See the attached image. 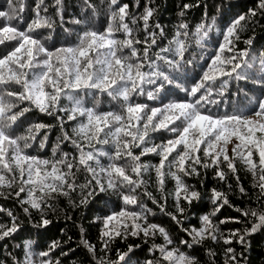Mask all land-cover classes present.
<instances>
[{"label":"snow or ice","instance_id":"6c2138e0","mask_svg":"<svg viewBox=\"0 0 264 264\" xmlns=\"http://www.w3.org/2000/svg\"><path fill=\"white\" fill-rule=\"evenodd\" d=\"M7 2L8 8L0 10V21H3L0 46L12 42L15 46L0 55V198L14 197L19 204L27 205L22 209L26 215H31L30 210L39 212L40 220L34 226L43 228L51 223L46 214L53 210V202L59 197H68L73 202L72 194L79 192V204L76 205L79 207L86 205L97 191L117 193L124 206L103 218L100 240L104 254L97 257V264H130V254L138 246L128 245L127 251L117 249L116 259L109 258L107 252L115 239L126 240L129 236L141 234L145 238L159 234L164 241L152 245L149 251L158 252L159 257L146 260L145 264H199L195 256L182 251L179 245L191 247L208 239H222L225 245H231L233 240L245 244L249 235L264 228V206L260 209L237 208L242 216L252 218V226L232 230L224 236L211 217L228 204V199L224 193L213 189L212 203L217 205L216 208L200 218L199 228L182 227L191 241L182 239L177 245L164 227L149 223L152 210L137 196L138 190L143 189L144 197L182 226L183 219L177 217V214L183 217L185 211L180 205L181 197L189 204L200 198L199 192L190 191L182 176H199L197 166L204 169L215 167L216 176L224 180L225 172L220 165L226 164L228 171L235 175L236 162L240 161L252 173L254 186L264 199V99H257L250 114L241 110L239 101L231 105V113L222 115L211 112L208 107L222 102L213 96L223 97L229 81L250 80L260 86L261 96H264V50L258 55L252 53L254 37L243 41L246 47L237 46L245 27L254 24L257 16L264 15V0H257L254 8L235 17L221 32L222 39L217 41L214 54L209 56L206 67L201 65L199 80L185 90L188 98L167 103H164L167 94L162 96L161 93H166V85L176 82L172 73L183 70L185 63L192 64L191 60L184 59L189 50V31L186 23H180L171 39H167L158 22L151 26L149 21L156 11L150 6L152 0H147L143 13L138 16L130 14L127 3L109 0L108 23L103 31L86 28L77 34L75 43L55 48L47 46L52 39L51 33H38L42 28L55 30L56 21L40 15L44 0H38L35 19L23 30L20 28L23 7H14V0ZM15 3H22V0H15ZM84 3L89 9L94 8L90 0H84ZM55 4L58 6L56 15L63 25V0H55ZM189 7L184 5L185 10ZM44 11H47L46 7ZM184 14L181 11L179 15ZM138 20L143 21V40L137 35L139 29L134 27ZM71 23L79 25L83 21L74 18ZM211 28L212 25L203 22L196 27L195 43L201 49ZM165 39L167 44L160 47L159 41ZM138 45L143 46L142 51ZM154 48L157 51L153 52ZM217 82L218 88L214 87ZM12 85L18 86L20 91L10 90ZM237 92H244V89L238 88ZM101 94L117 101L120 110L99 111L97 105ZM86 96L93 97V106H86ZM139 96H146L153 102L160 101L159 106L135 102L134 97ZM62 100H67L68 104L62 105ZM22 102H28L29 106L19 107ZM33 109L54 116L59 124L61 136L51 158L31 155L27 150L42 129L50 130L53 125L32 124L25 134H16L21 117ZM68 122H73L70 131L65 128ZM161 132L172 136L155 143L156 134ZM47 140L45 134L39 141L41 149ZM65 142L73 145L76 155L61 150V144ZM97 145H110V150ZM134 149H140L139 155ZM149 154L158 156L159 163H141V157ZM103 158L107 163L102 162ZM150 171L155 172L163 203L147 191L148 181L144 174ZM79 173L85 174L83 183L78 181ZM166 176L176 182L171 194L176 202V214L166 211L167 197L163 195ZM236 179L239 182V176ZM239 190L242 194L245 192L243 186ZM128 205H135L138 210H130ZM0 213H6L11 221L10 226L0 223L2 241L13 236L20 224L10 209L0 206ZM230 222L241 221L226 218L219 224ZM81 233L83 245L95 255V245L84 239L83 229ZM60 247V241L53 240L47 250L35 254L32 242L26 241L24 259L15 264H60L59 258L52 259L51 255ZM224 254V264H240L231 246L224 250ZM61 255L67 253L61 252ZM209 255L214 253L209 250Z\"/></svg>","mask_w":264,"mask_h":264},{"label":"trees","instance_id":"16d2710c","mask_svg":"<svg viewBox=\"0 0 264 264\" xmlns=\"http://www.w3.org/2000/svg\"><path fill=\"white\" fill-rule=\"evenodd\" d=\"M38 0H22V3H15L14 7H23V23L20 24L23 30L28 23L35 19V6ZM109 0H90L94 5L93 9H89L84 0H63L64 23L59 22V17L56 15L57 5L55 0H44L41 5L40 15L51 17L56 24L54 31L47 28L38 30L40 35H48L51 33L52 39L48 41L47 46L50 48L59 47L61 45H71L76 42L77 34L86 28H94L103 31L108 23V10L107 4ZM119 4L127 3L129 5V12L133 15H141L144 11L147 0H118ZM188 4L190 7L185 10L184 5ZM257 0H152L150 6L156 11L153 17L150 18L149 24L154 26L157 22L164 28L165 36L171 39L177 26L180 23H186L189 31V50L185 53V61L191 60L192 64H183V70H177L172 75L176 78V82L172 85H166L168 101L184 100L186 96V89H190L200 77L202 72L201 65L206 67V62L211 54H214L217 41L221 40V32L225 29L230 21L242 13H247L249 8H254ZM47 11H44V8ZM115 7V6H114ZM8 8L7 0H0V10ZM184 11V16H180V12ZM81 19L83 23L76 25L71 23L74 19ZM254 24H248L247 27L240 33L241 41L238 43V48H244L246 45L244 40L254 37V47L252 53L258 55L261 50H264V15H259L255 18ZM130 22V21H129ZM212 25L209 30V35L206 38L204 48L201 49L195 43L196 34L195 30L200 23ZM16 22L14 21L13 24ZM0 26H3V21H0ZM131 26V25H130ZM139 29L137 32L138 37L143 40V21L137 22L134 26ZM151 30V28H150ZM122 38V35H121ZM167 39L159 41V46L164 47L167 44ZM15 46V42L0 46V55L6 54L11 51ZM142 51L143 46L138 45ZM157 51L156 48L153 52ZM258 63V62H257ZM147 70V69H146ZM258 74V73H257ZM214 87H219L217 82ZM12 91H20L18 86H9ZM238 88H243L244 92H237ZM259 85H254L251 81H229L228 91L223 97L213 96L220 102L218 105H210L209 110L215 114L222 115L225 112L231 113V105L240 102L241 110L245 113H251V110L256 106L257 99H264L261 96ZM137 103H146L149 106H159L160 101H149L146 96L134 97ZM86 106H93V97H85ZM62 105L68 104L67 100L61 101ZM28 102H22L19 107H28ZM99 111H119L120 106L117 101L111 100L106 94H101L98 102ZM19 127L16 129L17 135L25 134L26 129L37 123L46 125H53L50 130L42 129L37 136V140L28 149L31 155H37L42 158H51L52 150L55 147L58 138L61 136L59 124L54 116H48L40 113L38 110L33 109L23 117H21ZM73 122H68L65 125L66 130H71ZM47 134L48 140L45 147H39V141ZM170 133H157L154 139L155 143L161 142L171 138ZM104 150H110V145H97ZM231 149V145H229ZM61 150L69 152L71 155H76L72 144L65 142L61 144ZM134 153L139 155L140 149H134ZM231 156V151H229ZM159 157L154 154L141 157V163L158 164ZM102 162L107 163L106 158ZM237 173L233 175L227 169L226 164H221L220 168L225 172V179L221 180L216 176L217 169L210 167L207 169L197 166V170L201 173L199 176H182L186 185L189 186L190 191L195 190L200 193V198L193 200L191 204L181 197L180 205L185 209L183 217L177 214L178 219H183V225H178L171 219L170 216L159 210L157 204L142 195L143 189L138 190V199L143 202L148 208L152 210L149 215V223H156L164 227L169 235L174 239L177 245L179 241L189 240L191 238L182 230L183 228H190L201 226L200 218L205 214H210L214 211L217 205L212 203V190L224 193L227 196L228 204L223 205L215 216L211 217L214 224L219 226L220 232L227 236L228 233L235 229L248 227L251 228V217H244L239 209H260L264 206V199L260 198L259 190L254 186V178L241 163L237 161ZM167 171V169H166ZM84 173L78 174V181L83 183ZM239 176V182L236 179ZM144 179L148 181L146 188L147 191L152 192L157 200L161 203L164 202L162 194L157 190L156 175L154 171L144 174ZM243 186L245 192L242 194L239 190ZM176 187V182L169 176L165 177L164 196L167 197L166 211L176 214V202L173 196ZM12 191V190H6ZM24 194H22L23 196ZM80 193L72 194L71 200L68 197H59L53 202V210L47 211L46 218L51 221L47 227L37 228L34 225L40 220V213L36 210H30L31 215H26L23 212V207L14 197L0 198V206L5 209H10L13 215L18 217L17 222L20 224L19 230L13 236L5 238L0 241V264H15L16 261L24 259L26 241L32 242V251L38 254L40 251L47 250L53 240H58L61 247L52 253V259L59 258L60 264H97V257L104 254L102 242L100 240L101 229L103 226V218L109 215L112 211H119L123 207V202L117 193L109 190L107 192L97 191L92 196L86 205L79 204ZM217 203H220L219 201ZM130 210H138L135 205L127 206ZM226 218H239L240 223H226L219 224V221ZM0 223H6L10 226V218L6 213H0ZM81 229H83V236L90 244L95 245L96 253H90L81 241ZM164 243L163 237L157 234L155 237L145 238L143 234L140 236H129L126 240L117 238L111 242V250L107 252V256L111 259L117 258L116 250L127 251L128 245H134L133 252L130 254V264H145L146 260L159 257V253L149 251L153 244ZM231 246L235 249L236 255L240 264H264V228H261L256 233L249 235L246 238L245 244H239L233 240L231 245H225L222 239L212 241L211 239L205 240L202 244H195L191 247L179 245L182 251L187 252L191 256H195L199 264H224L225 254L224 250ZM211 250L214 255H209ZM61 252H66L67 255H61ZM11 253V255H10ZM243 253V255H240ZM15 258V260L13 259Z\"/></svg>","mask_w":264,"mask_h":264}]
</instances>
